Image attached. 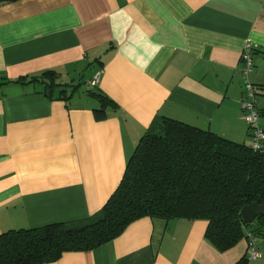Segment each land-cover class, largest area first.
Wrapping results in <instances>:
<instances>
[{"label":"crops","instance_id":"crops-1","mask_svg":"<svg viewBox=\"0 0 264 264\" xmlns=\"http://www.w3.org/2000/svg\"><path fill=\"white\" fill-rule=\"evenodd\" d=\"M247 43L264 131V0H0V235L97 217L162 118L250 147ZM97 96L113 105L101 119ZM206 227L142 218L48 264H264V237L248 260L244 239L219 252Z\"/></svg>","mask_w":264,"mask_h":264},{"label":"trees","instance_id":"trees-1","mask_svg":"<svg viewBox=\"0 0 264 264\" xmlns=\"http://www.w3.org/2000/svg\"><path fill=\"white\" fill-rule=\"evenodd\" d=\"M54 79L46 72L30 78V83L48 85ZM97 98L101 119L104 108L113 105L103 96ZM260 202L264 203V151L253 152L208 131L162 118L139 139L119 185L97 217L1 234L0 264H48L65 253L90 252L142 218L205 220V239L217 251L226 252L246 241L247 233L264 237L263 216L251 225L240 216L243 207Z\"/></svg>","mask_w":264,"mask_h":264},{"label":"built area","instance_id":"built-area-1","mask_svg":"<svg viewBox=\"0 0 264 264\" xmlns=\"http://www.w3.org/2000/svg\"><path fill=\"white\" fill-rule=\"evenodd\" d=\"M253 49L250 44H245L240 56V74L242 80V99L240 103L243 120L245 121L249 137L251 140L250 149L253 152L264 151V131L259 127V112L257 109V97L259 90L251 83L250 75L253 71L252 62ZM99 81V73H97L88 83L89 87H94ZM247 240V254L248 260H257L261 257L257 251V239L251 234H246Z\"/></svg>","mask_w":264,"mask_h":264},{"label":"water","instance_id":"water-1","mask_svg":"<svg viewBox=\"0 0 264 264\" xmlns=\"http://www.w3.org/2000/svg\"><path fill=\"white\" fill-rule=\"evenodd\" d=\"M46 94H49V91ZM240 216L244 224H253L258 217H264V203H253L243 207L240 211Z\"/></svg>","mask_w":264,"mask_h":264}]
</instances>
